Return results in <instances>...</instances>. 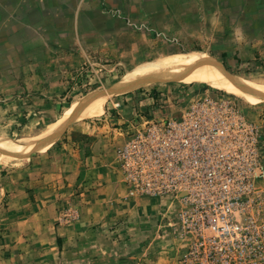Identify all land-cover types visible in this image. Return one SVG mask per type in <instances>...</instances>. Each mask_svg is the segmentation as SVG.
Instances as JSON below:
<instances>
[{
  "label": "rangeland",
  "instance_id": "obj_1",
  "mask_svg": "<svg viewBox=\"0 0 264 264\" xmlns=\"http://www.w3.org/2000/svg\"><path fill=\"white\" fill-rule=\"evenodd\" d=\"M33 9H40L45 17L38 18ZM74 9L83 10L84 39L90 38L92 26L106 27L101 33L108 41L105 49H93L85 58L79 51L74 54L72 42H57L55 31L46 25L49 17L59 14L69 29ZM8 14L13 18L11 27ZM20 24L40 27L43 33L34 28L15 31ZM133 30H140L141 37L134 39ZM53 38V42L44 41ZM59 49L63 51L57 53ZM187 55L202 56L198 67H215L228 87L213 79L174 81L170 73L178 70L125 81L141 67ZM222 71L264 95V0H0V154L7 152L2 147L26 152L0 159V207L7 203V195H2L6 178L8 188L15 178L21 179L15 175L35 181L40 172L32 167L37 157L67 137L79 140L73 131L78 125L108 123L109 138L117 142L115 168L123 194L119 210L101 214L96 206L86 213L82 207L87 199L79 196L84 190L66 200L62 221L70 224L80 215H91L93 225L62 244L56 264H180L186 242L177 230V203L130 196L116 156L134 127L168 116L203 93L235 98L264 133V100L230 90L234 83ZM121 90L127 92L110 94ZM98 101H103L99 113L82 116L88 103ZM38 140L42 146L36 148L31 143ZM4 141L17 146H5ZM255 188L264 191V177L255 180ZM12 192V196L8 192V203L24 204V189ZM17 255H8L11 264H34Z\"/></svg>",
  "mask_w": 264,
  "mask_h": 264
},
{
  "label": "built area",
  "instance_id": "obj_2",
  "mask_svg": "<svg viewBox=\"0 0 264 264\" xmlns=\"http://www.w3.org/2000/svg\"><path fill=\"white\" fill-rule=\"evenodd\" d=\"M172 111L134 127L119 148L128 194L177 203L180 264H264L263 128L223 94Z\"/></svg>",
  "mask_w": 264,
  "mask_h": 264
},
{
  "label": "crops",
  "instance_id": "obj_3",
  "mask_svg": "<svg viewBox=\"0 0 264 264\" xmlns=\"http://www.w3.org/2000/svg\"><path fill=\"white\" fill-rule=\"evenodd\" d=\"M32 11L36 12V16L40 19L45 17L40 9ZM82 12L83 10L80 9L72 11L69 16L71 22L69 29L64 25L62 20L64 17L61 18L59 14H56V17L54 15L49 17L46 25L55 31L57 42H72L71 50L75 49L74 54L79 51L86 58L93 49L96 51L105 49L104 46L108 41L102 39L101 33L107 29L92 26L90 38L84 39L80 26ZM10 18L13 19L8 14V27L13 25ZM90 24L93 25L92 22ZM26 26L20 24L15 31L18 29L20 32H29L34 31L31 29L34 28L38 30V33H43L40 27L32 25L31 28L28 26L27 28ZM131 36L134 39L141 37L140 30H133ZM53 40L54 38L51 41H44L48 43ZM60 51L63 50L59 49L56 52L60 53ZM80 59L83 60V58ZM104 121L106 123V120ZM106 124H101V127H92L91 124L78 125L73 131L77 133L79 140L67 137L65 138L67 141L56 144L44 155L37 157L34 160L36 165L32 166L35 170H40L37 172L38 177L35 181H30L25 177L26 175L22 177L15 175L21 179L15 178V182L8 188V178H6L2 195H7V203L0 207V264H11L8 255L15 253L18 254L16 256L18 259L23 261L32 259L34 264H56L62 254L60 252L62 244L74 239L93 225L91 215L85 218L80 215L77 221L70 224L61 220L65 212V201L81 190L84 192L79 196L87 199L86 206L82 207L86 213H88L87 209L96 206V210L101 211V214L103 211L119 210L118 204L123 194L119 193L118 171L115 168L117 142L109 138L112 131L107 130ZM88 139L90 143L86 141ZM84 140L85 143H83ZM29 175L28 173L27 177ZM30 187L33 190H29ZM17 188L24 189L25 192L22 205L8 203V192L11 191L12 196L14 193L12 190ZM77 212L80 214V210Z\"/></svg>",
  "mask_w": 264,
  "mask_h": 264
},
{
  "label": "bare ground",
  "instance_id": "obj_4",
  "mask_svg": "<svg viewBox=\"0 0 264 264\" xmlns=\"http://www.w3.org/2000/svg\"><path fill=\"white\" fill-rule=\"evenodd\" d=\"M201 57L202 56L199 57L198 55H187V56H183V57H177V56L176 57H170V58L162 60L160 62L139 68L136 72L128 75L125 78V81H127V82L132 81V80L134 81V80H136V78H138L139 76H143V75L144 76H151V74H153L154 72H156L154 74V76H155V75H158L157 72L159 74H162L163 73L162 71L178 70V71H176V73H177V72H180L182 70V68H184V67H194V68H191L192 70L186 74L175 75L172 80L184 82V81H188L189 79H191V77L195 78V79L200 78L201 80H212L213 79L214 81H218L219 84L228 87V85L225 83V81L220 80L222 77H220V78L218 77L219 73H216L217 70L215 67H212V66L206 65V64H204V66L198 67V64L202 62ZM160 72H162V73H160ZM124 85H126V84H124ZM229 88H231L230 90L239 93L241 96L245 95L244 92H242L234 84L230 85ZM251 89L256 91V89H254V88H251ZM256 92H258V91H256ZM258 93H261V92H258ZM250 96L253 97L254 99L259 98V97L253 96V95H250ZM102 105H103V101L88 103L87 106L85 105L86 109L83 112L82 116H89V115L99 113ZM2 143L5 144V146H10V147L17 146V144H11L8 141H4ZM18 146L20 148H22L23 150H26V151L30 150L28 148H25V146H21V145H18ZM2 149L6 150L7 152H5L4 154H0V159H4V158L5 159H7V158L13 159V158H18L19 156L26 154V152L20 151V150L15 149V148L5 149L2 147Z\"/></svg>",
  "mask_w": 264,
  "mask_h": 264
},
{
  "label": "water",
  "instance_id": "obj_5",
  "mask_svg": "<svg viewBox=\"0 0 264 264\" xmlns=\"http://www.w3.org/2000/svg\"><path fill=\"white\" fill-rule=\"evenodd\" d=\"M192 69H188V70H184V71H180V72H177V73H170L171 76H175V75H182V74H186L188 73L189 71H191ZM222 74L228 79L230 80L232 83L235 84V86L237 88H239L242 92L244 93H247V94H250V95H253V96H256V97H259L261 100H264V95L246 87L245 85H243L242 83L236 81L234 78H232L231 76H229L228 74H226L224 71H222ZM154 79H157V76L156 77H150L148 78L147 80L141 82L140 85L142 84H146V83H149L151 81H153ZM139 86V85H138ZM124 92H127L126 90H121V91H112L110 94H118V93H124ZM73 118V117H72ZM64 125H62L60 128H62ZM56 133L52 134L50 137H53ZM46 139V138H45ZM45 139H42V140H45ZM42 140H38V141H33L31 144H33L34 147L38 148V147H41L42 146Z\"/></svg>",
  "mask_w": 264,
  "mask_h": 264
}]
</instances>
